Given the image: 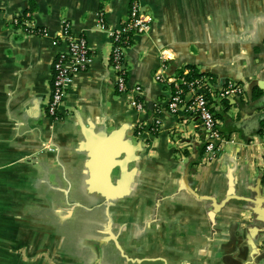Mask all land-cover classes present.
Wrapping results in <instances>:
<instances>
[{"label": "crops", "instance_id": "crops-1", "mask_svg": "<svg viewBox=\"0 0 264 264\" xmlns=\"http://www.w3.org/2000/svg\"><path fill=\"white\" fill-rule=\"evenodd\" d=\"M136 1L153 21L125 47L121 93L109 32L131 0H0V264H264V0ZM65 23L92 60L53 117ZM162 55L165 74L206 80L214 156L195 115L168 112ZM229 80L243 93L220 98Z\"/></svg>", "mask_w": 264, "mask_h": 264}, {"label": "built area", "instance_id": "built-area-1", "mask_svg": "<svg viewBox=\"0 0 264 264\" xmlns=\"http://www.w3.org/2000/svg\"><path fill=\"white\" fill-rule=\"evenodd\" d=\"M152 17L146 14L136 0H131L128 15L118 27L109 32L112 48L110 54L111 65L116 72V86L121 93L126 91V79L123 68L125 47L129 44L132 36L144 34L149 31ZM15 25H20L27 33H34L36 29L28 16H15L12 19ZM98 24L102 28L104 22L102 15L99 16ZM53 44H62L65 49L60 51L53 62V78L51 95L48 103V113L57 117L59 107L63 103L68 85L74 75L85 70L91 63L92 57L87 40L82 35H74L70 31L69 24L65 23L58 33ZM165 57L161 56V64L155 72V79L173 87V93L167 103L168 112L177 113L181 107L195 115L205 132V151L214 156L224 142L218 129V121L214 116L213 107L209 101L210 88L204 78L188 80L183 72L179 76L165 74ZM186 88V89H185ZM208 93V95H207ZM243 93V87L236 81L229 80L219 91L220 98L236 97ZM189 94V98L186 96ZM133 105L140 108L136 100ZM264 185V174L262 176Z\"/></svg>", "mask_w": 264, "mask_h": 264}, {"label": "trees", "instance_id": "trees-1", "mask_svg": "<svg viewBox=\"0 0 264 264\" xmlns=\"http://www.w3.org/2000/svg\"><path fill=\"white\" fill-rule=\"evenodd\" d=\"M182 74V73H181ZM180 74V75H181ZM202 77V73H200V72H198L193 66H190L189 67V71H188V73L186 74V78L188 79V80H191V79H196V78H201ZM186 89V88H185ZM207 95H208V93H207ZM209 96V95H208ZM210 97V96H209ZM227 104V103H226ZM227 109V108H226ZM224 111H226V110H224ZM214 116H215V118L217 119V118H221L222 116H221V114H218V113H216V112H214ZM222 135V134H221Z\"/></svg>", "mask_w": 264, "mask_h": 264}, {"label": "water", "instance_id": "water-1", "mask_svg": "<svg viewBox=\"0 0 264 264\" xmlns=\"http://www.w3.org/2000/svg\"><path fill=\"white\" fill-rule=\"evenodd\" d=\"M124 154V153H123ZM120 166H123V162L120 164ZM112 166H110L108 169H107V171H106V173H109V172H111V170H112ZM110 187L112 188L113 187V184H110ZM109 194H111V192L109 191Z\"/></svg>", "mask_w": 264, "mask_h": 264}]
</instances>
